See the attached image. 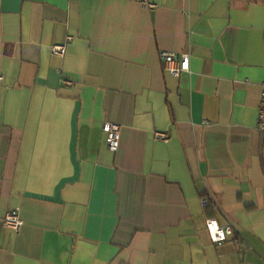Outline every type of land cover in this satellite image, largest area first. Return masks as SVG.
<instances>
[{"label": "crops", "instance_id": "0c3cea01", "mask_svg": "<svg viewBox=\"0 0 264 264\" xmlns=\"http://www.w3.org/2000/svg\"><path fill=\"white\" fill-rule=\"evenodd\" d=\"M146 1L0 0V264H264V0Z\"/></svg>", "mask_w": 264, "mask_h": 264}, {"label": "built area", "instance_id": "2783aa9c", "mask_svg": "<svg viewBox=\"0 0 264 264\" xmlns=\"http://www.w3.org/2000/svg\"><path fill=\"white\" fill-rule=\"evenodd\" d=\"M147 2L146 0H143ZM151 7L155 5L151 4ZM68 41H72L73 37L68 36ZM52 52L55 55L64 56L67 52L66 44H56L52 47ZM161 57L164 63L165 69L172 76H180L184 72L191 70L190 56L187 53L177 54L171 51H163ZM2 77H0V80ZM66 85H71V81H65ZM262 93L260 100L259 115L257 120V127L259 131L264 134V81L261 83ZM104 132L106 133L107 142L109 149L112 152H118L121 145L122 127L120 124L113 122H106L103 126ZM157 137L164 140H169V136L166 133L157 132ZM207 201H204L206 204ZM4 223L6 226L13 228L14 230H20L24 225V220L21 217L20 211L15 209L6 214L4 217ZM206 230L210 236L213 244L220 246L230 238H237L239 232L232 223L221 224L217 219L211 218L206 220Z\"/></svg>", "mask_w": 264, "mask_h": 264}]
</instances>
